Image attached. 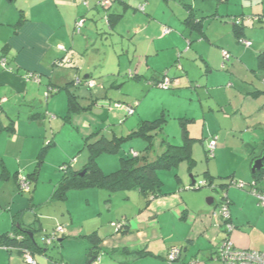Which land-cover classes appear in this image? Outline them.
Masks as SVG:
<instances>
[{
	"label": "crops",
	"instance_id": "crops-1",
	"mask_svg": "<svg viewBox=\"0 0 264 264\" xmlns=\"http://www.w3.org/2000/svg\"><path fill=\"white\" fill-rule=\"evenodd\" d=\"M4 1L0 0V235L21 226L34 230L35 237L50 228L43 227L44 223L64 224L66 236L58 242L59 252L33 253L36 264H91L95 251L105 252L99 264H167L166 255L172 248L180 252L172 264H221L216 260V249L227 235L221 229L219 214L212 213L222 197L208 199L210 204L203 202L208 191L202 190L213 186L208 188L213 192L216 187L226 189L234 227L228 239L233 246L264 250V212L260 213L247 188L231 184L251 182L252 164L264 154V70L257 63L258 55L264 52V30L249 19L264 15V11L256 9L252 0H217L216 5L209 2L202 7L192 2L189 5L188 0H179V4L177 0H107L104 15L112 16L115 23L111 31L125 19L132 25L125 29L128 44L113 47L117 65L107 66V58H96L100 52L92 47L97 43H93L94 33L84 31V27L75 32V22L87 19L91 10L83 8L85 0H22L15 7ZM97 1L101 0L93 2L97 5ZM133 5L138 11L144 6L147 21ZM115 16L121 18L116 20ZM239 16L243 21L237 28L233 18ZM144 25L146 34L137 35ZM164 28L171 31L163 36L160 32ZM237 37L252 46H240ZM223 52L231 55L225 64ZM72 53L91 55L86 69H94L99 78L84 70L83 79L95 82V97L135 104L133 116L125 117L121 109L102 111L98 104H91V96L81 103L84 91H73L71 84L80 78L81 69L72 58L69 67L64 63ZM164 70L178 85L172 90L152 88L151 83L159 81ZM65 87L67 98L68 92H73L85 111L68 113L66 96L59 93ZM49 89H57L58 94L51 92L56 97L48 95L43 102L39 98ZM30 92L35 95L28 98ZM111 93L116 97L111 98ZM158 119L164 123L153 133L151 152L157 141L159 155L165 150L162 141L180 147L186 132L195 140L191 154L194 167L189 172L183 162L175 169L158 172L161 189L155 198L145 199L137 190H130L138 192L140 198L137 209L126 211L121 218L127 224L125 234L103 225L85 229L81 207H89L99 192L108 193L101 195L112 202L113 195L128 191L78 190L63 197L56 193L62 176L57 169L70 163L73 171H81V156L77 155L81 137L83 147L100 139L125 138L136 132L141 122ZM213 137L216 151L207 159L201 149L205 154V145ZM139 140L127 142L129 151L141 154L144 144ZM47 141L50 146L44 149ZM103 157L97 164L109 174L119 169L126 156L119 154L106 166L102 165L107 159ZM85 160L82 168L88 155ZM189 174L192 178L188 181ZM18 175L29 178L30 193L20 192ZM200 182L207 187L193 189ZM112 204L106 206L109 213ZM22 234L17 232L16 236ZM93 234L94 244L89 240ZM0 264L29 263L15 252L0 249Z\"/></svg>",
	"mask_w": 264,
	"mask_h": 264
},
{
	"label": "trees",
	"instance_id": "trees-1",
	"mask_svg": "<svg viewBox=\"0 0 264 264\" xmlns=\"http://www.w3.org/2000/svg\"><path fill=\"white\" fill-rule=\"evenodd\" d=\"M10 1V0H9ZM97 1V6H100L98 3L102 2ZM227 0H218V2H225ZM251 1V0H249ZM112 16H105V22L108 26V30H111L112 27L114 26V21L111 20ZM116 20H119L121 16H115ZM249 19L251 21H255L261 25V27H264V15H255V16H250ZM191 20V18H188L187 21ZM243 17H235L233 18V25L237 28H239L242 24ZM193 20H191L190 25H193ZM241 39V37H237V43L244 47V48H250L252 46V43L244 38L247 42L250 43L249 47H245L241 45L238 40ZM226 53V52H223ZM222 53V54H223ZM229 58L225 60L223 58V64L227 63L231 55L226 53ZM223 57V56H222ZM257 63L258 67L261 70H264V52L258 55L257 57ZM179 71H182L181 68ZM168 77V71L164 70L161 79L157 82L151 83L152 88L158 89L157 84L161 83L164 77ZM131 78H133V75H130ZM75 80H79V85H75ZM90 81H93L92 79H80L76 78L74 81L71 83L72 86L78 88L85 86L86 84ZM168 89V90H172ZM64 90H68L66 87ZM88 90V89H87ZM161 90V89H158ZM58 90L57 89H52V93H56ZM51 94V93H50ZM91 104L95 105L98 104L99 108H102V104H105V108L107 106H112L113 104H122V103H117V102H104L96 97L92 98ZM125 106V104H122ZM128 106V105H126ZM67 107H68V113L76 112V111H85L86 109L81 108L79 106V103L77 102V97L73 92H68V98H67ZM91 107V106H90ZM135 104L133 105V110L135 113ZM104 108V109H105ZM133 113V115H134ZM132 115V116H133ZM164 120L163 119H158L153 122H141L140 127L137 129L136 132L131 134L130 136L127 137H122V138H113L112 140L108 141L106 139H100L94 143L87 144V151H88V161L86 165L81 169V171H73V167L70 163H65L61 167H65L64 171L62 172V176L60 179V182L56 186V193L57 195L60 196H65V194L69 191H78V190H89V189H94V190H106L110 192H115V191H130V190H137L141 195L145 198H155L160 194V189H161V183L159 181V178L157 176V173L160 171H169L172 169L177 168V166L180 163L186 162L188 165V170L189 172L192 170V168L195 165V162L192 158V146L195 142L194 139H191L187 136V133L185 132L183 135V141L180 147H174L171 146L170 144L166 143L165 141L161 142V145L164 146L165 150L162 152L160 155H158L153 161L149 162L147 155L152 151L153 149V138L154 132H159L162 129ZM216 137H213L214 139ZM134 139H140L144 144L143 150L141 151L142 153L139 154L138 152H135L134 150H130L127 154L126 157L121 159L120 167L116 171L105 174L101 168L97 164V159L101 157L102 155H114L118 152H120L121 147H123L124 143H127L130 140ZM210 139V140H212ZM209 140V141H210ZM208 141V142H209ZM207 142V143H208ZM206 143V147H207ZM50 144L46 145L44 149L48 148ZM216 151V149H215ZM215 151L212 156L208 154L207 148H205V156L207 159H210L214 156ZM144 153V154H143ZM263 153H264V148H263ZM142 155V156H140ZM260 158V157H259ZM40 162H38V165ZM60 167V168H61ZM264 173V169L261 172H258L253 175V180L252 181H258L262 174ZM81 174H83L81 176ZM19 175L17 176V184L19 185ZM26 181L29 184V178L25 177ZM251 181V182H252ZM238 184V183H244L242 181H232L231 184ZM203 184V185H200ZM246 184V183H244ZM249 184V183H247ZM246 184V185H247ZM229 186V185H228ZM207 187L206 183L200 182V183H195L193 189H201ZM213 186H209L208 188L212 189ZM192 188V187H190ZM247 188V187H245ZM226 191L225 188H219V192H221V197L222 201L219 204V206L222 203H227V197L226 194H224ZM22 192V191H20ZM24 193V192H22ZM29 193H30V186H29ZM148 203V200H147ZM228 204V203H227ZM218 206V207H219ZM259 206V205H258ZM216 207V208H218ZM214 208V209H216ZM264 209V207H262ZM229 223H231V216ZM232 224V223H231ZM117 225H120L121 227L117 229V232H122L123 234L126 233V228L127 224L124 220H120ZM221 229L225 232V224L221 223ZM61 226V225H58ZM233 226V225H232ZM57 228V227H56ZM55 228V229H56ZM54 229V230H55ZM54 230L52 232H54ZM234 230V227H233ZM232 230V231H233ZM17 232L23 233L21 237L16 236ZM51 232V233H52ZM50 233V234H51ZM28 234H33L34 236V230L32 229H26V228H17V230H14L11 233L3 234L0 235V249L3 247L6 249V252H15L19 254L22 257V250H27L33 257V253L35 252H41L45 253L46 250L44 249H39L37 244H35V240L33 237L34 242L29 238ZM230 234V233H229ZM228 234V235H229ZM49 234H45L43 237L48 236ZM227 235V233H226ZM227 235V237H228ZM42 237V238H43ZM226 237V239H227ZM89 240L94 244L96 243V235L93 234L89 237ZM55 244V243H54ZM52 244V245H54ZM45 245V244H44ZM50 245V246H52ZM46 246V245H45ZM47 246V247H50ZM220 245L217 246L216 249V260L219 261V248ZM235 248V247H234ZM96 249V248H94ZM237 249V248H235ZM241 250V249H239ZM253 251V250H249ZM91 255L93 256L92 259H94L95 264H99V254L95 251L92 252ZM34 259V258H33ZM35 261V260H34ZM221 263V262H220ZM36 264V262H35ZM223 264V263H221Z\"/></svg>",
	"mask_w": 264,
	"mask_h": 264
},
{
	"label": "rangeland",
	"instance_id": "rangeland-1",
	"mask_svg": "<svg viewBox=\"0 0 264 264\" xmlns=\"http://www.w3.org/2000/svg\"><path fill=\"white\" fill-rule=\"evenodd\" d=\"M21 1L22 0H10V1L5 0L4 2H5V4H7V6L15 7L16 5H19ZM93 1L94 0H85V2L88 3L89 7L83 6V8H86L85 9L86 11L88 8L91 10L86 15L87 16V19H85L86 24H85L83 29H84V31L87 30V31H92L94 33L93 43L95 44V40L97 41V43L92 47H93V49L100 52V56H98L96 54L97 60L104 57V59L107 58L106 59V65L107 66H110L111 63L116 66L117 64H114L115 63L113 60L114 57L112 55L113 47H115V48L121 47V42H123L124 47L128 44V42L126 41L127 40V34H126L127 32L125 29H130L132 27V25L127 24V22H125L126 21V19H125L124 21H121L119 26L117 28H115L113 31L108 30V26H107L105 19H104L105 18L104 14H106L107 12H105L104 7H102V6L94 7L93 5L94 4L96 5V3H94ZM178 1L179 0H177V3H178ZM188 1H189V3H188L189 5H190V2H192V3H194V5L196 7H202V6L206 5L207 3L209 4V2L211 4H214V5L217 4V0H188ZM251 2H253L254 7L256 9H258L260 11H264V0H252ZM133 7L136 8L138 11V6L133 5ZM94 8H97V11H95ZM139 14L142 15L146 19V15H147L146 13L139 12ZM147 20L148 19H146V21ZM146 25L140 26L141 27L140 32L137 35H143V33L146 34V32H145L146 28H147ZM262 29L264 30V27ZM160 34L162 35V31L160 32ZM130 48L132 50V45H130ZM120 53H121V51H120ZM71 58L73 59L75 65L79 66V68L81 69L80 79H83V77L85 75L84 70H89L86 68H88L87 66L90 64L89 61H90L91 55L89 57V55L88 56H83V55L81 56V55H74L72 53L68 57V59H66L64 62V63H66V65L68 67L70 66L69 60H72ZM122 58H124L126 60L125 56H123ZM121 66L124 67L125 66L124 63H121ZM89 71L91 73H94V74H91V73L89 74L92 76V78H94V79L99 78L98 73H95L94 69H91ZM93 75H95V76H93ZM74 88L75 89H73V91H78L79 94L81 93V91H84V94L86 95V96L82 97L81 103H82V101L86 102V99H91V98L95 97V95H96V90H97L96 87L93 90H86L85 86L78 87L77 89H76V87H74ZM32 93L35 95V92H30V95L28 98L32 97ZM59 93L64 94L66 96V99H67V94H66L65 90H62ZM55 94L51 93L50 96L56 97ZM45 96H46V91L43 93V95L39 99L42 100L43 102H46L47 99ZM90 96H91V98H90ZM113 97H116V94L111 93V98H113ZM101 101L109 102V100H106V99L101 100ZM104 108H105V104H102V111H105ZM63 141H65L64 143H68L67 138H63ZM48 144H50L49 141L45 142L44 146H46ZM130 148H131L130 144L124 143L123 147H121V149H120V152H118L114 155H105V157H103V158H107V159H103L102 165L106 166V165L113 164V159H111V158L117 157L119 154H121L122 156H126L125 154H127V152L129 151ZM133 149H135V148L133 147ZM159 152H160V148H159V143L157 141V142H154L153 152H151L147 155L148 161H150V162L153 161L159 155ZM201 152H202L203 157H205L203 149H201ZM140 153H142V152H140ZM77 155L81 156V165L83 166L85 163L84 161H86L85 159L88 155V151H87L86 145L84 147L82 145V137H81V152ZM116 160H117L116 162L119 163L118 159H116ZM82 166H81V169H82ZM202 167L203 166H201L200 169ZM57 172L60 173L59 168L57 169ZM201 172H203V170ZM61 174H62V172H61ZM199 175L202 176L201 174H199ZM45 176H47V175L45 174ZM190 176H191L190 174L187 176L188 181L191 180ZM206 189L204 188L202 191L203 192L208 191V198L206 197L205 199H203V202L206 203L207 200L211 199V198L212 199L215 198L216 200L221 198V192H219L218 189H216V192H213L211 189H208V188H206ZM102 192H104V191H102ZM99 193H100V195H98L97 197H93L90 200V206L89 207H86L85 205H84V207H81V219L83 220V221H81V223L83 224V227L85 229H87L91 225L92 226L93 225H98V226L103 225L106 228L107 227L112 228L111 230L113 232H115L116 231V225L118 224V221H120L121 218L124 216V213H126V211L131 212V210L134 211L137 209V200L140 198V195L138 194V192H134V191L119 192L117 195H113L112 202H109L108 198L105 199L104 196L101 195V194H107L108 195V193H101V192H99ZM23 195H29V194H23ZM111 203H113L112 204V212L109 213V212H107L108 207H106V206L110 205ZM258 207L260 208V213L264 212V209L262 207H260V206H258ZM86 215H87V217H86ZM56 217L59 218L58 216H56ZM58 225H60V224H56L54 226L52 224L44 223L43 227H50V228H45L44 229L45 232H41V233L37 232L35 234V237H34L35 243L37 244L39 249L46 250V254L54 252L53 253V255H54L55 253L59 252L58 251L59 240L54 245H52L50 247L45 246L44 243L41 241L42 237L45 234H50ZM61 226L65 227L64 224H61ZM89 230H91V229H89ZM165 251H166L165 252V254H166L167 249ZM262 252H264V250ZM103 256H105V252L104 253L100 252L99 259H101ZM178 257H179V255H178ZM178 257H177V259H178ZM93 261H94V259H93ZM91 264H95V263L92 262Z\"/></svg>",
	"mask_w": 264,
	"mask_h": 264
},
{
	"label": "built area",
	"instance_id": "built-area-1",
	"mask_svg": "<svg viewBox=\"0 0 264 264\" xmlns=\"http://www.w3.org/2000/svg\"><path fill=\"white\" fill-rule=\"evenodd\" d=\"M100 6L105 7L107 4V0L102 1L101 3H98ZM83 6L89 7L87 2L83 3ZM140 12H144V6L139 7ZM85 20L83 18L77 20L75 22V32L79 33L80 30L84 27ZM170 29L164 28L162 31V35H167L170 33ZM238 42L245 46L249 47L250 43L247 42L244 39H239ZM223 58L227 60L229 56L226 53L222 54ZM178 69H180V66H177ZM75 85H79V80H75ZM178 85L176 79H170L167 76L163 78L161 83H158L156 86L158 89L161 90H168L171 88H174ZM86 88L88 90H93L95 88V82L90 81L86 84ZM52 90H48L46 93V98ZM133 106H124L122 104H113L112 106H108L105 109H121L124 111L125 117H130L133 115L134 110L132 108ZM207 151L210 156L213 155L215 149H216V138L210 140L207 143ZM65 167L59 168V171H64ZM19 189L20 191L26 193L29 192V184L26 181V179L22 176L19 175ZM235 184V183H233ZM203 185V184H200ZM238 188H245L247 187L249 190V193L256 199L257 204L260 207H264V173L260 177L258 181H252L249 184H244V183H238L235 184ZM213 215H218L220 216V221L221 223L225 224V233L227 235L232 232L233 226L231 223H229L230 220V211H229V206L227 203H222L216 210H213ZM121 226L116 225V230L119 229ZM66 236V228L62 226H57V228L49 234L48 236H45L41 239V241L46 245L50 246L54 243H56L58 240H61L63 237ZM219 262L223 264H264V252L262 251H249V250H239L235 249L231 241L228 239H225L219 247ZM3 250H6L5 248H1ZM22 258L29 264H35V261L32 257V255L29 253L27 250H22ZM179 250L177 248H172L169 250V252L166 255V262L167 264H172L175 260H177V257L179 255Z\"/></svg>",
	"mask_w": 264,
	"mask_h": 264
},
{
	"label": "water",
	"instance_id": "water-1",
	"mask_svg": "<svg viewBox=\"0 0 264 264\" xmlns=\"http://www.w3.org/2000/svg\"><path fill=\"white\" fill-rule=\"evenodd\" d=\"M263 169H264V154L260 158L256 159L253 162L252 167H251V174L254 175V174L258 173V172H261ZM82 175L83 174H81V176ZM191 178H192V176H190V179ZM192 183H193V181H192ZM216 189H218V191H219V188L216 187L215 188V191H216ZM207 204H210V203H208V201H207ZM213 210H215V209H213ZM28 236L34 242V240H33V237H34L33 234H28Z\"/></svg>",
	"mask_w": 264,
	"mask_h": 264
},
{
	"label": "flooded vegetation",
	"instance_id": "flooded-vegetation-1",
	"mask_svg": "<svg viewBox=\"0 0 264 264\" xmlns=\"http://www.w3.org/2000/svg\"><path fill=\"white\" fill-rule=\"evenodd\" d=\"M92 262H93V260H92Z\"/></svg>",
	"mask_w": 264,
	"mask_h": 264
}]
</instances>
